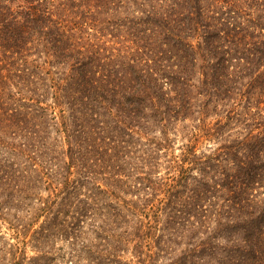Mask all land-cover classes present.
Listing matches in <instances>:
<instances>
[{"label":"trees","instance_id":"16d2710c","mask_svg":"<svg viewBox=\"0 0 264 264\" xmlns=\"http://www.w3.org/2000/svg\"><path fill=\"white\" fill-rule=\"evenodd\" d=\"M1 221L71 264H264V0H0Z\"/></svg>","mask_w":264,"mask_h":264},{"label":"rangeland","instance_id":"374dc122","mask_svg":"<svg viewBox=\"0 0 264 264\" xmlns=\"http://www.w3.org/2000/svg\"><path fill=\"white\" fill-rule=\"evenodd\" d=\"M176 141L177 142L175 145H177L179 143L178 139ZM208 143H211V142L203 140V141L199 142L198 144H199V147H201V146H205ZM8 212L11 213L14 211L11 208V209H9ZM1 222H3V221H1ZM6 225L7 224H5V222L1 223V225H0V237H1L0 244H2L1 243L2 241H5V242L11 243V244H16L18 242L21 243V248H20L18 253H20V255L26 256V263L29 261V260H27L28 257H31L32 255L36 254L39 251V248H38L39 246H41L42 244H47L48 245L47 248L44 247V248H46L45 254H42V255L40 254L41 256H43V258H42L43 262L45 260L44 257L48 256V257L52 258V260H51L52 264H71L68 261V253L66 252L68 248L66 247V244L63 243L62 241H60L59 239L54 241V243L52 242L53 247L49 245L50 242L47 240L40 242L38 247H37V244L35 243V241L33 239L31 240L30 235H26V231L24 233H22L21 235H18L17 237L14 238L13 231L8 229L6 227ZM36 227H37V225H35L33 227V229ZM31 231H29V233H31ZM3 248L7 249L8 245H5ZM8 250H10V249H8ZM18 253H16V254H18ZM2 254H5V256H7V253H2ZM159 263L160 262H158L157 264H159Z\"/></svg>","mask_w":264,"mask_h":264}]
</instances>
